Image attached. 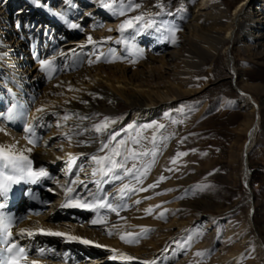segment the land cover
Wrapping results in <instances>:
<instances>
[{
  "label": "rangeland",
  "instance_id": "1",
  "mask_svg": "<svg viewBox=\"0 0 264 264\" xmlns=\"http://www.w3.org/2000/svg\"><path fill=\"white\" fill-rule=\"evenodd\" d=\"M214 1L220 2L223 10L230 13L240 0ZM120 2L121 0H117V4ZM122 2L126 13L124 16L113 15L101 6L100 0H70V2H66V0H39V6L33 0H0V10L8 18L6 20L8 29L11 27L14 31V40L11 46L15 47V50L19 47L18 41L22 39L20 38L21 33L26 37L25 42H23L24 40L22 42L25 45L30 43L34 45L32 46L34 49H37L34 54L29 51L27 57L31 59V66L37 68V75L42 76L37 79L45 84L46 81L49 82L59 77L60 74L58 73L61 72L60 60L62 59L66 60L67 58L65 63L70 64L71 71L79 70L83 63L81 61L86 56L84 52L87 49L77 48V44L87 42L88 36L99 43L100 40L107 39L108 41L110 35H115L116 41L112 42L108 48L105 46L101 51H111L113 49L120 57L128 54L126 60L128 65L131 66L136 64L137 67L141 63V66H153L154 62L150 59V56H156L160 47H163L162 44H166L167 48L177 46L181 39V24L188 20L193 12L194 14L197 12L194 7L199 3V0H122ZM129 5L132 6L131 9ZM19 8L24 13L15 15L14 12ZM40 9H44L43 17H40V14L42 16ZM37 15L41 19L37 18ZM0 16L2 18V15ZM30 16L33 20L30 19ZM136 16H143L144 21L150 19L154 23L151 27L143 28L144 21H141L137 25V27H142L140 34H136L133 29H126L121 35L118 26L124 20ZM44 17H48V19L45 20ZM39 20H42V22H38ZM50 20H54L52 22L58 21V25L56 22L51 25ZM70 24H77L80 27L71 28L69 27ZM168 28L179 29L176 32V43L171 42V33L167 31ZM23 29H26L25 31L29 30V32H22ZM53 29L55 30L53 31ZM68 40L72 42V45H68L64 49H72L69 57L59 56L60 49L64 50L60 47V44L62 45ZM118 41L121 42L118 43ZM51 43H55L56 47H52L53 44ZM133 44L135 48L132 47ZM239 46L237 44L231 50L234 67L238 73V86L243 89L244 93L256 100L260 106L259 130L254 145L247 153L248 191L244 189L240 181L239 154L245 141V131L251 122V113L232 88L225 70V56L221 53H218L212 61H202L196 55L187 52L184 53L181 61L170 68L171 70L180 69L183 74L182 79L185 81L182 91L187 92V95L182 96L176 104L177 107L182 109L179 116L171 114L173 107L167 105L158 108L161 113L163 112L162 114L160 113L152 119L146 118L135 121L133 116L136 110L123 104H119L113 113H103L101 110L104 108H106L105 110L110 109L108 106H103L104 104L101 105V98L97 97L94 103V106L100 112L95 111L92 113L93 122L103 121L105 117L114 119L116 123L110 125L109 132H120L121 135L117 137V140L122 138L128 140L129 146H131V138H144L142 140L144 148L151 149L152 145L148 143V140L151 139L154 132L157 137L155 164L152 165L146 176L141 177V182L138 183L133 176L123 177L124 180L129 178L138 185L148 179L153 172V174H158L154 183L159 180L160 176H164L166 179L158 185L165 183L169 185L170 183V186L166 188H150V191L149 188H145L148 190L135 191L137 194L141 192L149 194L148 197L143 199L150 198V200L159 201L158 204L160 205H171L166 209L164 223L167 224L163 227L162 236L156 235L153 243L148 245V249H153L154 245H158L162 238L168 243L171 241L170 251L165 254L163 252L155 254L153 260L157 262L156 264H223V258L234 246V242L225 239L226 227L236 229L243 242L245 255L243 254L239 261L237 260V264H264L260 251L252 244L250 238V235L257 232L259 242L264 244V44L259 48L262 53L255 52L252 54L253 56L244 54ZM41 51L44 52L41 54ZM40 60H50L52 62L51 76L47 71L41 70ZM0 65H2L0 67V94L2 95V103H0V138H3L1 142L5 143L4 149L14 152L15 150L11 149L6 141L24 143L20 149L28 158L31 155L29 149L38 148L43 141L45 145L47 143L45 146L47 149L58 151L60 148H64L68 144V141L64 139V133L70 134L71 126L69 122L71 120L65 122L60 118L65 114L70 115L75 107L83 105L88 98L87 91L94 87L104 88L107 86L105 82L98 78H94L90 83L81 84L80 86H77L78 83L75 82L73 87L68 88V90L72 89L69 90L70 93L61 94V96L55 95L53 97H57L56 101L53 99L36 106L37 96L33 98L28 96L27 92L25 93V88L28 91L31 90L27 82H32L33 78L23 80L22 76L15 71L14 66L9 69L10 64L2 56L0 57ZM5 83L9 88L8 96ZM115 86L118 87V85ZM41 88L42 84L39 85L37 90ZM123 89L127 92L132 91L130 87ZM17 100L23 101L21 111L24 113L25 118H33L36 121L35 124L45 125V129L41 131L37 129L38 124L34 127L35 136L32 139L35 141L39 136L36 146L29 143L28 134L24 136L26 135L24 129L29 124L15 125L13 122L5 121L4 116L1 119L4 114L3 110L6 112V110L12 109ZM38 108H43L45 111L38 113L36 111ZM57 123L64 126L57 128ZM147 124H163L165 127L159 131L154 129L144 130L143 126ZM129 125H135L136 127L128 128ZM49 129L52 134L46 137ZM125 129L128 130L124 131ZM137 132H139V135H136ZM81 135L80 137H83L85 134ZM96 136L101 141L107 138L99 134ZM101 141L93 150L92 155L103 156L106 154L107 150L105 152L99 150ZM80 146L88 147V144L86 142L80 144ZM179 152H186L188 155L177 158L176 154ZM167 153L170 154L164 161V156ZM173 158H177L175 165L171 163ZM151 160V156L145 157L137 164V167L146 166L151 163ZM131 166V163H129L128 167L131 168ZM166 169H173V171H167ZM59 170L60 167L57 166V170L52 171L59 182L45 184L42 191L39 188H33V186L23 187L24 202L22 207L29 202V198L25 193L26 189L33 188V192L44 193V197H40V205L32 213H23L24 216L44 215L47 218L45 221L46 226L56 230L68 228V226H62V224L70 225L69 229L75 227L81 231L94 230L96 232H92L95 234L91 232L89 237L103 242L105 249L94 251L91 248L82 249L80 245L74 243L64 246L58 244V247L67 250L62 251L60 248L52 246V249H49L51 251L48 253L54 257L43 259L61 262L55 258L63 254V256L66 255L69 258L63 261V264H94V262H97L95 264H116V262L106 260L114 254L109 244L114 245L120 251L137 248L134 244L121 241L120 234L132 233L130 228H122L124 221H121V219L117 220L118 218L115 217L116 220L110 221L107 219L106 224H97L96 227L100 228L101 225V228L111 227L109 230H95L92 228L90 221L96 215L91 211L87 212L81 208H62L61 204L65 201L63 192L68 183L61 174L59 175ZM123 179L116 181L122 182ZM111 184H114L113 181ZM103 189H106V187ZM248 193L251 197L249 202L245 199L249 195ZM47 201L46 207H43L42 205ZM81 210H84V212ZM65 211L73 217L67 214L63 215ZM100 214L106 215L108 218L110 214L114 213H107L106 210L102 209ZM248 215H250V218ZM19 221L20 219L17 222ZM167 230L173 234L167 236ZM108 231H111L113 235L109 236ZM113 241L115 243H112ZM140 242H143V240ZM19 245L22 246V244ZM69 250H73V252H69ZM197 252L204 255L197 256ZM134 254L136 255L134 258H144L141 254ZM32 255L30 254V256ZM127 264L140 263L130 261Z\"/></svg>",
  "mask_w": 264,
  "mask_h": 264
},
{
  "label": "bare ground",
  "instance_id": "2",
  "mask_svg": "<svg viewBox=\"0 0 264 264\" xmlns=\"http://www.w3.org/2000/svg\"><path fill=\"white\" fill-rule=\"evenodd\" d=\"M66 2H70V0H66ZM194 8L197 9V12L195 14L193 12L190 18L188 20H185L181 24V39L179 40L177 46L174 48H172V46L170 48H167L166 44H162L163 47H160L159 53L156 56H150V59L154 62L153 66H141L142 63H139L140 66L137 65V67L136 64L135 66H131L128 65V62L126 60L128 54H124L126 56L120 57L113 49L111 51H101L102 48L104 49L105 46H107L108 48L110 47L112 42L116 41L115 35H110L111 39H108V41L107 39H103L100 40L99 43L95 41L96 43L94 44H89L88 41L78 43L77 48L81 47L82 49H87V51L84 52L86 53V56L85 59L81 61L83 63L81 64L79 70L75 72L71 71L69 68L70 64L65 63L67 61V58L66 60L62 59L60 60V68L62 73H58L60 75L57 79L49 82L46 81L45 84L37 79L41 78L42 76L39 77L37 75V68L35 66H31V59L27 57V55H29V51H32V53L34 54L35 52H37V49H34L32 47L34 45H31L30 43L25 45L23 42H25L26 37L21 33L20 38L22 39H19L18 41L19 47H17V49L15 50V47L13 48L11 46L14 40V31L11 27L8 29L6 25V20L8 18H6L4 13H1L0 10V15H2V18H0V21H2L0 23V57L2 56L3 58H6L7 62L10 64V66H8L9 69L12 68L11 66H14L15 71L18 72L20 76H22L23 80H25V78H33L32 82H27V85L31 87V90L28 91V89L25 88V93L27 92L29 94L28 96H31L33 98L37 96L36 106L42 105L45 101H52L53 99H57V97H53L55 95L61 96V94L66 95L70 93L68 88L73 87L75 85V82L78 83L77 86H80L81 84L90 83L94 78H98L105 82V84L107 85L104 88L94 87L93 89L87 91V100L84 101L83 105L75 107L74 110L71 111V119H69L71 120V122H69L71 126L70 135H72L71 143L68 142V144L65 145L64 148L62 147L58 151H54L52 149L45 148L47 143L45 145L43 141L41 145L39 144V147L37 146L38 148H32L30 150L31 155L28 159L32 161L33 169L38 171L39 169L43 168L49 174L48 177H42L41 180L36 184L21 182L20 184L13 185L8 195L9 198L14 197V205L10 203L9 198L0 195V202L5 205V207L3 209H0V211H2L6 216L13 217L15 220H17L19 217H24L15 224L12 232L14 239L19 244L24 245V249L26 250L27 254L32 251L33 246L42 249H48L52 246H56V248H60L62 251H66L67 249L58 247L57 245L60 244L59 246H64L72 243L80 245L82 249L91 248L94 251L105 249V244L103 242L98 239L94 240L93 238L89 237V234H91V232L94 230L81 231L79 228L75 227L69 229L70 225L67 224H62V226H68V228L56 230L52 227L46 226L45 221L47 218H45L44 215L35 216L37 214H33L25 217L22 214L17 213V210H20V205L22 204V186L28 184V186L32 185L33 187H37L42 191L44 190L45 184L59 182L58 179H56V176L52 174V171L57 170V166L60 167V170L58 171L59 175L61 174L64 177L66 183H68L69 180L78 177L79 180H82L85 184H87L88 189L92 186V188H90L89 190H91L92 192H96L97 184L94 181H100V188L102 189L100 195H106L110 202L122 206L119 216H117L116 213L110 214L107 218L108 220H116L114 219V217L118 218L117 220L121 219V221H124V224H122V228H130L133 234H141L142 229L149 230L146 232V234H143V238H140L138 242L134 244L136 245L135 247H137L135 249L120 251L116 249L114 245L109 244V247L112 248L114 254H112V256H109V258L106 260L110 262H116V264H127L130 261H138L140 264H156L157 262H155L153 259L155 258V254L157 252H163L165 254L166 252L170 251L169 248L171 245V241H169L168 243L163 238L160 239V243L158 245H154L153 249H148V245L153 243L156 235H158L159 237L162 236L161 232L163 230V227L165 226V224H167L164 223V220L166 219V209L171 205H160L158 204L159 201H153L150 200V198L143 199L149 196V194L144 192L137 194L135 193V191H127L126 195H124L123 198L120 197L119 193V189L123 184H129L130 189L138 190L141 188H148L149 185L155 184L154 182L158 174H153L152 172L148 179L144 180L138 185L134 183L135 181L132 182L131 180H129V178L125 180L123 179L122 182H119L116 180L109 181L108 177H102L99 173L97 174V176H93V164L90 160V157L94 152L93 150L99 145L101 140L97 138V133L92 130L83 131L82 134H85L83 137H80L82 136L81 134L76 135V133L81 132V130L83 129H92V126L96 124L92 120V113L98 111L97 107L94 106L97 97L101 98V105L104 104L103 106H108V108L110 109L105 110L106 108H104L103 110H101L103 113H113L115 111V108L119 104H123L128 108L136 110L133 116V120L135 121L144 120L146 118L152 119L154 116L160 115L161 110H158V108H161L162 106L166 107L167 105L173 107L171 109V114L179 116L182 113V109L180 107H177L176 104L180 101V98L182 96L187 95V92L182 91L185 86V81L182 79L183 74L181 73L180 69L171 70L170 68L174 67L177 62L181 61L184 53L187 52L196 55L202 61H212L218 53H221L225 56V70L227 72L228 79H230L231 81V86L237 93L238 97L241 98V102L250 110L251 113V122L248 129L245 131V141L241 146L239 154L241 175L240 181L242 185L245 183V181H247V153L251 146L254 145L253 143L259 130L260 106L256 100H254L247 93H244L243 89L238 86V73L237 69L234 67V59L231 54V50L233 47L239 44V48L244 54L252 55L255 52H261L259 51V48H261L264 44V0H240L230 13H226L222 8L221 3L215 2L214 0H199V3L196 4ZM40 10L42 13V16L40 14V17H43L44 9ZM22 13H24V11H21V8L17 9L14 12L15 15ZM33 17L35 16L33 15ZM36 17L41 19L38 15ZM44 18H46L45 20L48 19V17ZM30 19H32V16H30ZM52 21L54 20L49 21L51 25L55 22L58 25V21ZM38 22H42V20H39ZM25 30L26 29H23L22 32H29V30ZM54 30L55 29H53V31ZM55 43H51L53 44L52 47H56ZM68 45H72V42L69 40L62 45L60 44V47L64 49ZM71 51L72 49H60L59 56L69 57ZM43 52L44 51H41L40 53L42 54ZM97 56L101 57L100 61L89 64L88 61H95ZM1 66L2 65H0V67ZM41 84L42 88L37 90L39 85ZM115 85H118V87H116ZM5 86L7 88L6 92L8 96L9 88L6 83ZM94 86L96 85L94 84ZM126 87H130L132 91H125L123 88ZM239 93H241L242 95H239ZM0 103H2L1 94ZM22 105L23 101L17 100L13 117L9 119V110H6V112H4L3 110L4 114L2 113L3 115L1 119L4 116L5 121L8 120L9 122H13L15 125L31 124L33 127H35V125L38 123L35 124L36 121L33 120V118H25L24 113L21 111ZM80 117H88L89 119L81 120ZM37 129L40 131L44 130L45 125L43 126L39 123L37 125ZM47 131L48 133L46 137L49 136V134H52L50 129ZM24 134H26L24 136H27L28 133L24 132ZM38 137L37 140H35V144H38ZM1 141H3V138H0V147L5 148V143ZM86 142L88 144V147L80 146V144ZM6 144L11 149L15 150V153H19L21 152L20 148L23 147L24 143H21L19 141H6ZM169 154L170 153H167V155L164 156V161ZM70 156L78 157V159L76 160V164L72 166L71 171L69 172L67 171V169L69 168ZM81 166H83V170H81ZM112 181L114 184H111ZM168 186H170V183L169 185H167V183L160 184L157 187L166 188ZM74 187L76 193H79L81 195L86 194V190L83 188V185L77 184ZM104 187H106V189H103ZM63 194L65 197V192H63ZM27 195L30 197V199L37 198L38 201L36 203L35 199V203L38 205L40 204L39 197H44L43 192L42 194H39L40 196L31 194L30 192H28ZM250 198L251 197L249 194L245 199L249 202ZM89 199L91 198L89 197ZM137 201H139V203H137ZM47 203L48 201L44 202L42 206L46 207ZM157 205H159L160 207H156ZM149 208L153 209L151 214H147L145 211ZM84 210L81 211L84 212ZM12 211L13 214L10 213ZM86 211L88 212V210ZM29 212H32V210H29ZM92 213L96 215V213ZM160 213L164 214L163 218H158ZM66 214L70 217H73L70 213H66L65 211L63 215ZM248 217L250 218V215H248ZM95 218L96 217H94L93 219ZM90 224H92L91 221ZM96 225L92 224V228L95 230L99 229L103 231L104 229L109 230L111 228L107 226L101 228L102 225L100 226V228H97ZM20 229L30 230L34 234L31 237H21L17 235ZM39 229L65 233L68 236H76L93 243L84 244L80 243L78 240H68L64 236L43 235L40 234V232L38 231ZM94 232L92 233L95 234ZM170 234L173 233L167 230V236H169ZM250 238L252 244L256 247V249L260 251V255L264 259V244L259 242V234L255 232L254 234L250 235ZM225 239L234 242V246L223 258L222 263L237 264V260L239 261L241 256L244 254V246L242 244L243 242L241 240V236L240 234H238V232H236V229L226 227ZM142 240L143 242H140ZM112 243H115V241H113ZM96 245H100V247H97ZM3 247L4 246L0 244V251L2 252ZM73 250H69V252H73ZM33 253L34 256H28V260L25 261L24 264H31L32 261H35L36 264H63V261L67 260L65 256H59L58 260L61 262L48 261L46 259H43L47 256V253L45 251H43V255H41V250H33ZM134 253L141 254L144 258H134L136 256ZM126 257H132L133 259H126ZM95 263L97 262H94V264Z\"/></svg>",
  "mask_w": 264,
  "mask_h": 264
},
{
  "label": "snow or ice",
  "instance_id": "3",
  "mask_svg": "<svg viewBox=\"0 0 264 264\" xmlns=\"http://www.w3.org/2000/svg\"><path fill=\"white\" fill-rule=\"evenodd\" d=\"M39 6V0H33ZM100 4L103 8L109 10L113 15L116 16H124L125 9L124 4L121 0L119 4H117V0H100ZM131 5L129 8L131 9ZM144 21L143 16H136L134 18H129L124 20L119 26L118 31L121 35L125 32L126 29H133L136 34H140L143 28L151 27L154 23L152 20L144 21L142 27H137V25ZM71 28H79L80 26L77 24H70ZM159 31V29H157ZM111 31V29H110ZM167 31L171 33V42L176 43V32L179 29L176 28H168ZM88 43L94 44L96 43L91 36H88ZM109 40L111 37L108 38ZM121 41H118V43ZM135 48V45H132ZM101 59L100 56L96 57V60H89V64L94 62H99ZM112 62V61H107ZM42 71H47L49 74L52 71V62L49 60H40ZM72 90V89H69ZM14 108L9 110V119H11L14 115ZM38 113H42L45 111L43 108H38L36 110ZM63 121H68L71 119V115L65 114L61 117ZM81 120L89 119L88 117H80ZM175 122V121H173ZM116 123V121L112 118L105 117L103 121H100L92 126V129H83L81 132H77L76 135L82 134L83 131H95L97 134L106 136V140L101 141L100 151L105 152L106 154L103 156L92 155L90 160L93 164L92 175L97 176L99 173L102 177H108V180H122L124 176H133L137 182H141V177L146 176L147 172L150 170L152 165L155 164V157L157 155V137L154 134L151 139L148 140V143L152 145L151 149H146L143 146L142 140L144 138L136 139L131 138L129 146V141L125 139L117 140V137L120 136V132H109V127L111 124ZM64 125L57 123L56 127L61 128ZM51 127V125H49ZM135 125H129L128 128H135ZM165 126L163 124H147L143 126V129H154L155 131H159L163 129ZM25 132L29 134V143L33 146H36L35 141L31 138L35 136L34 127L29 124L25 129ZM125 129L124 131H127ZM139 135V132L136 133ZM64 139H66L69 143L72 141V135L69 133H64ZM30 151V149H29ZM188 155L186 152H179L176 154L177 158ZM206 155V153H205ZM152 157L151 163L147 164L143 167H137V164L140 163L145 157ZM177 158H173L171 160L172 164L177 163ZM78 157H69V168L67 171H71L73 165L76 164V160ZM131 163V168L128 167V164ZM81 170H83V166H81ZM167 171H173V169H166ZM48 173L43 169L34 170L32 167V161L28 159L23 153H15L11 150H6L4 148H0V195L7 196V194L11 191L12 186L16 184H20L21 182L36 184L38 183L42 177H48ZM166 178L164 176H160L159 180L152 185H149L148 188H155L158 186L160 182H163ZM97 184V191L92 192L87 188V184L84 181L79 180L78 177L71 179L68 181V184L64 188L65 192V201L62 204V208H81L91 212L96 213V218L91 221L92 224H106L107 216L101 215L100 210H106L107 213H116L117 216L120 214V210L122 206L116 205L109 201L107 196H101L100 193L102 189L100 188V181H94ZM108 182V181H105ZM77 184L83 185V188L86 190L85 195H81L75 192V187ZM51 191V189H49ZM137 189H130L129 184H123L119 189L120 197L123 198L126 195L127 191H136ZM139 191H147L148 189L141 188ZM89 197L91 199H89ZM139 203V201H137ZM5 205L0 203V209H3ZM156 207H160L157 205ZM147 214H151L153 209L149 208L145 210ZM164 214L160 213L158 218H163ZM16 220L11 216H6L2 211H0V244L3 247L4 255L0 257V264H24L25 261L28 260V254L24 247L20 246L19 243L14 239L12 229L16 224ZM40 234L50 235V236H64L68 240H78L80 243L90 244L93 243L88 240L81 239L76 236H68L65 233L61 232H52L45 231L44 229L38 230ZM149 231L147 229H142L141 234H133L131 232L120 234V239L124 243L135 244L138 242L140 238H143V234ZM34 233L30 230L20 229L17 235L24 237H31ZM107 234L112 236L113 233L108 231ZM100 247V245H96ZM43 250H41V255H43ZM197 256L204 255L203 253L197 252ZM126 259H133L132 257H126ZM31 264H36L35 261H32Z\"/></svg>",
  "mask_w": 264,
  "mask_h": 264
},
{
  "label": "water",
  "instance_id": "4",
  "mask_svg": "<svg viewBox=\"0 0 264 264\" xmlns=\"http://www.w3.org/2000/svg\"><path fill=\"white\" fill-rule=\"evenodd\" d=\"M239 95H242L241 93H239ZM243 187L246 191H248V188H247V181H245V183L243 184Z\"/></svg>",
  "mask_w": 264,
  "mask_h": 264
}]
</instances>
